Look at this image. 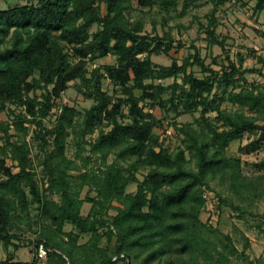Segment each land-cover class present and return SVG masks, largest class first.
I'll return each mask as SVG.
<instances>
[{"label": "trees", "instance_id": "16d2710c", "mask_svg": "<svg viewBox=\"0 0 264 264\" xmlns=\"http://www.w3.org/2000/svg\"><path fill=\"white\" fill-rule=\"evenodd\" d=\"M193 2L184 0L179 11L178 0H29L0 10V114L7 105L23 108L13 123L22 140L0 147V248L5 252L10 246L20 248L15 243L19 239L14 232L16 221L37 205L39 216L53 229L41 227L34 249L44 243L50 262L176 264L182 255L199 247L195 235L197 227L204 228L199 219L204 204L201 188L208 185V179L219 175L226 178L231 191L240 195L243 188L249 199L257 197L250 194L248 180L241 174V159L226 153L245 135H252L254 140L240 146L239 153L249 154L264 144V126L259 124L264 122V84L248 85L245 80L247 85L238 84L239 78L254 71L241 70V57L237 64L230 61L224 40L216 33L217 8L226 0H207L213 8L202 28L209 51L220 47L227 67L215 71L211 65L216 60L207 65L193 46L181 64L174 59L168 66L152 61L153 55H168L183 46L174 45L170 33L163 37L144 33L145 23L149 21L153 28L157 24L166 27L172 16H186ZM255 2V9L263 11L264 0ZM93 26L96 29L92 32ZM107 56L114 57L116 63L88 71V63ZM195 66L202 77L188 71ZM168 79L173 83L164 84ZM104 80L122 89V97L109 95L103 89ZM75 82L77 92L93 102L91 107L81 113L59 105L53 127L40 129ZM37 91L42 93L38 96ZM225 103L236 109L225 111ZM155 109L172 114L176 120L185 114H198L191 123L177 127L181 147L170 150L159 143L155 130L164 122L153 115ZM212 113L215 116L209 117ZM26 122L39 126L36 139L53 146L43 162L45 190L31 170L27 129L23 127ZM99 127L92 152L100 155L104 164L111 154L115 161L96 173L74 177L80 181L79 188L90 186L96 192L93 198L81 199L72 187L70 174L76 170V163L65 156L66 139L69 131L82 139ZM102 127L109 130L104 132ZM0 128L6 130L3 124ZM7 158L16 165L17 173L6 165ZM139 167L147 170L142 181L136 177ZM257 167L264 171V161ZM131 184H136L134 193L127 192ZM53 193L59 195V202L48 198ZM85 202L91 207L84 216L81 209ZM114 202L119 206L114 207L116 214L109 223L103 212ZM64 224L74 226L77 234H67L71 243L62 247L54 240L62 235ZM101 229L117 237L109 252L98 247ZM82 235L91 236L89 244L81 247L87 251L83 260L78 253L81 248L75 247ZM93 249L98 254L94 255ZM37 261L35 256L30 262L16 261L14 253H7L0 264ZM177 264L191 263L180 260Z\"/></svg>", "mask_w": 264, "mask_h": 264}, {"label": "rangeland", "instance_id": "374dc122", "mask_svg": "<svg viewBox=\"0 0 264 264\" xmlns=\"http://www.w3.org/2000/svg\"><path fill=\"white\" fill-rule=\"evenodd\" d=\"M26 3H29V0H0V10L6 9L8 6ZM193 3L194 5L191 6L185 17L177 19V17L172 16L166 27L157 24L153 28L149 21L145 23L144 33L151 36L158 35L159 37L170 33L175 40L174 45L181 43L183 46L178 52L172 50L168 55L163 53L153 55L152 61L157 65L168 66L174 59L181 64L182 60L193 52L191 50V46H193L199 50L201 57L207 65L211 64L215 59L216 62L211 67L215 71L220 72L228 65L227 60L224 58L225 54H223L221 48L218 46L212 47L209 51L205 31L202 28V26L204 27L207 24V15L213 8V4L208 3L207 0H194ZM181 4L182 2L180 1L179 5ZM255 5V0H226L224 4L218 6L216 13L218 21L216 33L224 40L228 58L237 64L241 57L243 60L241 70L254 71L238 79V84L242 86H245L246 83L248 85L264 84V10L258 12L255 9ZM102 8L104 9V6ZM95 29L96 26H93L91 31L93 32ZM66 52L68 54L71 53L70 49H66ZM70 62L75 63L74 60H70ZM115 63V58L108 56L94 63H88L87 69L91 71L98 66ZM188 71H191L196 77L200 78L203 76L200 69L196 66L190 68ZM180 79L181 76L178 82H180ZM244 80L246 81L245 84L243 83ZM172 83L173 79L164 81L166 85ZM74 85L76 86V82L74 84L71 83L68 90L62 94L61 100L53 106L49 116L42 122L43 127L40 129H51L53 127L59 113V108L57 107L59 105L74 107L81 113H84V111L91 107L93 102L84 99L77 92ZM103 89L109 95H112L114 99L123 95L122 89L115 87L108 80H104ZM41 93V91H37L36 95L39 96ZM222 109L234 111L236 108L225 103L222 105ZM124 112H127V108H124ZM19 113H23V108L7 105L5 111L0 114V124H3L7 130L0 128V147L5 146L7 142L15 143L22 140V133L17 132L13 127L14 117ZM153 115L164 122L155 130L156 135L159 137V143L164 148L167 147L170 150L181 147L182 138L178 132L180 128L177 127L185 123H191L194 117H198L197 113L194 115L185 114L176 120L172 114L167 116L159 109H155ZM214 116V113L209 115V117ZM259 124L264 126L263 121H260ZM164 126L167 129H164ZM23 127L27 129L25 140L28 143V156L32 165L31 170L35 173L41 190H45L43 177H47L44 172L43 162L46 155L53 150V146L44 145L40 139L35 138L36 131L39 132V126L35 123L26 122ZM102 129L104 132L109 130L105 127H102ZM99 131L100 127L97 131L86 135L82 139L74 131H69L70 136L66 139L65 156L69 161H75L76 163V170L70 174L73 177L72 187L75 191L79 192L81 199L86 197L93 198L96 196V192L90 186H84L82 189L79 188L80 181L76 180L77 178L74 179V177H78L84 172L96 173L115 161L114 154H111L104 164L100 155L92 152V144L98 137ZM41 135H45V132L41 131ZM252 140H254L252 135H245L241 141L232 143L227 149L226 154L228 157H239L241 159V174L248 180L246 185L251 187L249 189L250 194L257 197L249 199L243 188L240 195L231 191L226 178H221L219 175H214L208 179V185L201 188L204 204L199 219L204 228L197 227V235H195L199 247L191 253L182 255L180 260L191 264H264V171L257 167L261 161H264V144L259 150L250 152L249 154L238 152L240 146H244ZM78 143L80 144L78 145ZM77 155H80L81 158L77 159ZM5 163L11 168L13 173L18 172V168L10 158H7ZM126 165L127 163L124 164V166ZM189 167H192V165H189ZM146 173V169L139 167L136 177L139 181H142ZM135 190L136 184H131L127 188V192L129 193H134ZM47 196L49 199L59 202V195L53 193ZM111 206V208L103 212L105 220L109 223L110 219L116 214L114 207H118L119 205L114 202ZM90 207L91 204L85 202L82 206L81 214L87 215ZM38 211V206L32 205L29 208V215H21L16 221L18 222V228L14 232L17 233L19 239L15 243L20 246V250L13 249L16 261H32L34 258V245L40 239L41 227L48 229L51 227L49 221L39 216ZM61 231L62 235H56L57 237L54 241L59 246H69L71 240L67 234H77V230L70 224H64ZM99 234V249L109 252L114 247L117 237L115 235H108L105 229H101ZM89 240H91L90 235L78 236L75 247L81 248L89 244ZM2 251L0 249V261L5 259L4 250ZM92 251L94 255L95 253L98 254L95 249ZM84 252L87 251L83 248H81V251H78L80 256H82V260ZM172 259L175 261L177 258L172 256ZM180 260H176L175 263L177 264ZM54 261L56 262V259ZM37 262L38 264H59L53 261L50 262L48 258Z\"/></svg>", "mask_w": 264, "mask_h": 264}, {"label": "built area", "instance_id": "2783aa9c", "mask_svg": "<svg viewBox=\"0 0 264 264\" xmlns=\"http://www.w3.org/2000/svg\"><path fill=\"white\" fill-rule=\"evenodd\" d=\"M168 133H169V131H168ZM48 254H49V249L44 245V243H40L34 249V256L40 261L46 260L48 258Z\"/></svg>", "mask_w": 264, "mask_h": 264}, {"label": "crops", "instance_id": "0c3cea01", "mask_svg": "<svg viewBox=\"0 0 264 264\" xmlns=\"http://www.w3.org/2000/svg\"><path fill=\"white\" fill-rule=\"evenodd\" d=\"M180 1H181L182 4H183V1H184V0H178L177 8H178L179 11H180L181 8H182V4L179 5ZM179 6H180V8H179ZM184 17H185V16H184ZM167 23H168V22H167ZM107 57H108V56H107ZM107 57H106V58H107ZM139 57H141V55H140ZM0 249H1V251L4 250L3 248H0ZM13 249H14L13 246H10V247L8 248L7 252H5V250H4V255H5V257H6V254H7V253H14V250H13ZM19 250H20V249H19ZM2 252H3V251H2ZM14 258H15V260H16V256H15V254H14Z\"/></svg>", "mask_w": 264, "mask_h": 264}]
</instances>
